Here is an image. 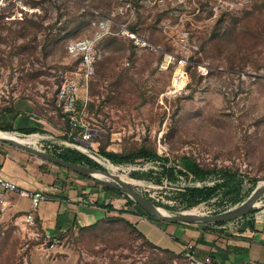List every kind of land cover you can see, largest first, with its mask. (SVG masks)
<instances>
[{
    "label": "rangeland",
    "instance_id": "374dc122",
    "mask_svg": "<svg viewBox=\"0 0 264 264\" xmlns=\"http://www.w3.org/2000/svg\"><path fill=\"white\" fill-rule=\"evenodd\" d=\"M87 42L95 59L88 78L81 65ZM66 77L78 82L79 109L88 100L83 118L100 153L148 150L181 168L188 156L264 183V0H0V114L17 102L30 103L48 123L38 144L46 152L78 149V133H84L77 127L66 134L70 123L56 99ZM11 113H20L18 128L35 124L22 116L25 109ZM61 138L69 143L60 145ZM27 154L44 183L67 186L78 178L105 185ZM99 163L152 199L177 207L159 204L164 211L224 207L218 196L180 206L185 183L203 181L162 175L158 182L162 165L147 156L112 162L114 171ZM136 172L150 175L136 178ZM136 227L114 213L68 229L51 244L38 223H27L24 215L4 217L0 264H192L181 248L165 251Z\"/></svg>",
    "mask_w": 264,
    "mask_h": 264
},
{
    "label": "crops",
    "instance_id": "0c3cea01",
    "mask_svg": "<svg viewBox=\"0 0 264 264\" xmlns=\"http://www.w3.org/2000/svg\"><path fill=\"white\" fill-rule=\"evenodd\" d=\"M16 107L25 109L26 114L22 116L35 124L26 123L18 128L15 116L20 113L13 116L11 113ZM12 109L9 114H0V130L22 134L17 138L30 134L40 135L30 145L41 149L38 144L45 137L40 130H46L48 123L38 117L30 103L17 102ZM27 128H35L37 131L26 133L24 130ZM63 141L65 140L61 138L58 143L62 145ZM24 151L26 150L14 144L0 141V165L7 179H13L30 189L40 188L52 196L37 212L36 220L40 228L63 234L68 229L85 227L115 213L127 216L152 243L159 246L176 250L182 248L185 241H193L197 244L196 256L200 259L210 256V264H264V203H260V200H264V195L258 200L254 210L226 223L206 226L198 222L157 221L146 214L131 211L133 204L128 202L126 196H117L102 185H88L78 178L74 182H68L67 186L60 182L44 183V179L38 177V171L28 163V151ZM7 197L10 205L5 217L24 215L30 207L28 197L19 196L13 191ZM122 208L129 209L120 213Z\"/></svg>",
    "mask_w": 264,
    "mask_h": 264
},
{
    "label": "trees",
    "instance_id": "16d2710c",
    "mask_svg": "<svg viewBox=\"0 0 264 264\" xmlns=\"http://www.w3.org/2000/svg\"><path fill=\"white\" fill-rule=\"evenodd\" d=\"M131 29L132 31H136V28L134 26H132ZM69 130L70 129L68 127L66 129V134H68ZM24 131L26 133H33V132H36L37 129L27 128ZM51 153L63 159L77 162V164H82V165L86 164L94 168L105 170V168L95 159L91 158L90 156L86 154L79 152L78 149H75V148L58 146L57 149H55ZM103 155L109 158L110 160H112L114 164H121L122 162H129L133 158L140 157V156H147L149 160L155 161L157 163L160 162L162 165L163 171L160 172L159 177L156 178L158 182L162 181V175L166 176L167 179H171L175 181L181 179L183 175L189 178H192L193 181H196V180L203 181L202 184H198L197 182L192 183L188 181L185 183L183 189L179 190V197L183 200L180 206L187 207V208L188 207L193 208L196 206V204L202 201L209 200L213 196H218L217 202L219 203V205L224 206L222 210H225V209L228 210L232 208L233 204L235 205L245 200L251 194L254 188L259 184V179L257 177L246 176L245 174H243V172L237 169H234V168L230 169V168H225V167L207 168V167L200 165L196 160L191 159L188 156L184 157L185 159L184 167L181 168L176 162L169 163L170 158H168L167 156L162 157L159 154L152 153L151 151H148V150H141L140 152H137V153H130V154L121 155V156H118V155H115L109 152H105ZM148 175L150 174H144L140 172L133 173V176L136 178H147ZM80 176L83 178L89 177L86 175L84 176L80 175ZM209 179H212L213 182L206 183V181ZM104 187L107 190L112 191L117 196H122V195L126 196L128 198V202L133 204L132 208H130L131 211H138V213L140 214H146L153 219H157L152 215V213L146 211L144 207H142L138 202H136L135 199H133L125 191L123 190L121 191L115 188V186L108 185V184H105ZM148 197L157 205L162 204L171 209L177 208L176 206L170 205L168 203H164L160 200L157 201L155 199H152L150 196ZM108 205L111 206L110 204ZM128 209L129 208L127 209L122 208L120 210V213ZM121 219L128 222V220L125 217H122ZM176 221H180V220H176ZM224 222L226 223L227 221L223 220V221H217L213 223H205L204 225L210 226V225L220 224ZM138 233L147 238V236L140 229H138ZM162 248L165 251L174 253V250L171 248H168V247H162Z\"/></svg>",
    "mask_w": 264,
    "mask_h": 264
},
{
    "label": "built area",
    "instance_id": "2783aa9c",
    "mask_svg": "<svg viewBox=\"0 0 264 264\" xmlns=\"http://www.w3.org/2000/svg\"><path fill=\"white\" fill-rule=\"evenodd\" d=\"M82 52L83 60L81 62V65L84 67L85 76L88 78L93 71L92 65L93 61H95L93 57V45L90 42L85 43L82 48ZM57 97V105L66 114V117L70 123L69 133L73 134L74 128H83L84 133H78L79 138L77 139V141L79 144H76V147H78V149L83 153L85 152L88 155L94 157L98 162H100L99 159H104L107 161V157L101 154L100 151L91 143L96 138V134L93 133L87 121L83 118L85 115L84 109L88 104V100L86 98H84V108L79 109L78 100H80L81 97L78 96V82L74 78L66 77L61 84V87L57 93ZM11 133L15 137H21L22 135L18 132ZM26 136L29 135H25V137ZM67 143H69L67 140L63 141V144ZM81 148H83V150ZM2 172L3 171L0 165V222L4 219L5 213L10 205L7 194L13 191L16 192L19 196L28 197L30 199V207L25 212L24 218L27 223H37V212L44 202H47L52 198L50 193H47L40 188L30 189L13 179L9 180L4 177V174ZM41 232L44 233L47 240H50L51 244L58 243L61 240V234L58 232L54 233L51 231H47L45 228H41ZM196 247V243L187 240L183 243V246L181 248L182 253L188 258V260H190L192 264H210V256H207L205 259H200L198 256H196Z\"/></svg>",
    "mask_w": 264,
    "mask_h": 264
},
{
    "label": "water",
    "instance_id": "95a60500",
    "mask_svg": "<svg viewBox=\"0 0 264 264\" xmlns=\"http://www.w3.org/2000/svg\"><path fill=\"white\" fill-rule=\"evenodd\" d=\"M0 141L8 144H14L34 155L41 157L43 160L51 161L69 170L78 172L79 175H86L95 178L97 181L102 183L115 186L119 190L125 191L130 195L136 202H138L146 211L152 213V215L157 219H163L167 221H188L189 223H213L217 221H229L235 217L243 216L246 213L254 210L257 207L258 200L264 195V183H259L251 194L242 202L234 205L228 210H220L213 213L206 212H196L190 213L188 210H179L176 212H171L169 210H162L161 205L155 204L146 194L134 186L131 182L122 179L120 176L116 175L114 172L109 170H103L91 167L89 165L77 164L70 160L63 159L51 152L42 151L41 149L31 146L30 144L17 141L13 138L7 139L0 136ZM95 172H101L104 177H97L94 175Z\"/></svg>",
    "mask_w": 264,
    "mask_h": 264
},
{
    "label": "bare ground",
    "instance_id": "6f19581e",
    "mask_svg": "<svg viewBox=\"0 0 264 264\" xmlns=\"http://www.w3.org/2000/svg\"><path fill=\"white\" fill-rule=\"evenodd\" d=\"M0 136H2V137H4V138H7V139L13 138V139H15V140H17V141H20V142H23V143H27V144H34V143L38 140V137H39L40 135L35 134V135H30V136H27V137H23V138H17V137H14L13 134H12L11 132L8 133V132H4V131H1V130H0ZM81 149L83 150V148H81ZM102 160H104V159H102ZM102 160L99 159V161H100L101 163H102ZM104 163H109V164L111 165V167H112V170H113V171L115 170V165H114L111 161H108V160L106 161V160H104ZM94 175L97 176V177H101V178L104 177V174L101 173V172H95ZM121 178H122V177H121ZM122 179H123V178H122Z\"/></svg>",
    "mask_w": 264,
    "mask_h": 264
}]
</instances>
